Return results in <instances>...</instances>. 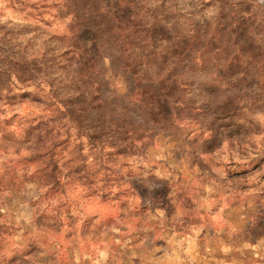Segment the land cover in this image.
Listing matches in <instances>:
<instances>
[{
    "label": "rangeland",
    "instance_id": "374dc122",
    "mask_svg": "<svg viewBox=\"0 0 264 264\" xmlns=\"http://www.w3.org/2000/svg\"><path fill=\"white\" fill-rule=\"evenodd\" d=\"M0 264H264V0H0Z\"/></svg>",
    "mask_w": 264,
    "mask_h": 264
}]
</instances>
